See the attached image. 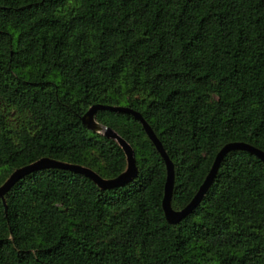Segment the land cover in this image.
Returning <instances> with one entry per match:
<instances>
[{"label":"trees","instance_id":"obj_1","mask_svg":"<svg viewBox=\"0 0 264 264\" xmlns=\"http://www.w3.org/2000/svg\"><path fill=\"white\" fill-rule=\"evenodd\" d=\"M94 104L141 114L182 209L225 144L264 152V0H0V185L42 157L124 171L119 144L82 124ZM94 119L132 147L137 175L109 189L66 169L23 176L0 198V264H264L256 155L226 153L170 224L165 163L140 121Z\"/></svg>","mask_w":264,"mask_h":264},{"label":"water","instance_id":"obj_2","mask_svg":"<svg viewBox=\"0 0 264 264\" xmlns=\"http://www.w3.org/2000/svg\"><path fill=\"white\" fill-rule=\"evenodd\" d=\"M99 109H107L112 111H121L130 113L136 119H138L148 135L149 139L154 144L156 150L161 155L165 167H166V179L164 183V191L163 197L161 201L162 209L164 212L165 219L170 224H175L179 222L183 217H185L188 213H190L201 201L203 195L207 191L208 187L213 181L214 176L218 170L220 161L231 150H245L254 155H256L263 163H264V152L248 143L244 142H229L225 144L215 155L213 163L210 167L209 172L207 173L205 179L199 186L193 198L190 202L180 210H174L171 207V195L174 181V171L173 164L165 153L160 141L152 131L151 127L148 123L143 119L141 114L133 109H130L125 106H109L102 104H94L89 107V109L84 113L81 117L82 124L97 133L103 134L104 136L114 139L119 146L123 149L125 158H126V167L124 171L112 178H102L96 172L91 170L88 167L67 163L64 161H58L49 157H42L28 165L22 166L20 168L15 169L9 177L0 185V198L4 201V194L11 188V186L18 181L23 176L39 170L46 168H59L66 169L76 173H80L90 178L98 187L101 189H109L113 187H117L123 185L133 179L137 175V168L135 164L134 152L132 147L113 129L110 127H106L100 123H98L94 119V113Z\"/></svg>","mask_w":264,"mask_h":264}]
</instances>
